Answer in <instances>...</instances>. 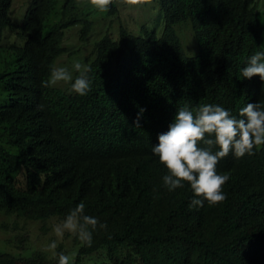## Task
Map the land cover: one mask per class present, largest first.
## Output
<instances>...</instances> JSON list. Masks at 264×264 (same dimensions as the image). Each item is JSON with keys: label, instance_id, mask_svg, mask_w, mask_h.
<instances>
[{"label": "trees", "instance_id": "16d2710c", "mask_svg": "<svg viewBox=\"0 0 264 264\" xmlns=\"http://www.w3.org/2000/svg\"><path fill=\"white\" fill-rule=\"evenodd\" d=\"M79 1L32 0L18 22L14 0H0V212L23 231L22 223L64 221L83 202V215L99 224L89 229L91 246L77 237L74 248H59L71 264H264V146L221 159L226 199L203 207L190 206L189 185L164 186L167 170L152 154L180 107L216 104L237 115L247 103L264 105V82L241 76L248 58L264 52L258 0H160L161 35L121 25L117 37L96 42L78 74L91 81L84 96L42 87L68 51L67 31L81 25L83 41L93 32ZM119 1L108 15L119 13ZM184 22L192 23L196 56L178 34ZM0 264H58V257L3 252Z\"/></svg>", "mask_w": 264, "mask_h": 264}, {"label": "clouds", "instance_id": "9594fccd", "mask_svg": "<svg viewBox=\"0 0 264 264\" xmlns=\"http://www.w3.org/2000/svg\"><path fill=\"white\" fill-rule=\"evenodd\" d=\"M123 2L138 5L141 0ZM112 3L113 0H89V4L99 11H107ZM73 67L77 72L81 69L79 63ZM241 76L243 79L258 76L264 82V52L258 51L248 58L246 66L241 69ZM59 82H72V91L80 96L91 90V81L86 72L76 76L73 82V76L66 68L53 69L49 79L42 81V87ZM143 111L141 109L140 113ZM139 118L138 114L133 122L135 127H139ZM157 139L158 143L152 146V154L167 170L163 177L164 186L174 191L185 184L189 185L194 194L191 207H203L205 202L209 205L220 204L226 199L223 186L230 177L218 173L217 165L230 153L242 158L254 155V149L264 146V105L260 102L247 103L237 115L216 104L200 105L195 110L185 105L176 109L168 130L158 134ZM84 209L85 204L81 202L71 210L64 221L54 227L56 236L62 238L67 231L91 246V230H95L99 221L83 215ZM99 226L106 227L103 224ZM56 247V243L52 242L49 250ZM58 264H71L70 257L60 253Z\"/></svg>", "mask_w": 264, "mask_h": 264}, {"label": "rangeland", "instance_id": "374dc122", "mask_svg": "<svg viewBox=\"0 0 264 264\" xmlns=\"http://www.w3.org/2000/svg\"><path fill=\"white\" fill-rule=\"evenodd\" d=\"M32 0H14L12 7L13 18L21 22L26 14ZM63 2L64 0H60ZM79 11L84 17H89L94 21V29L88 40L83 41L81 35V25L72 27L67 31L65 46L67 52L60 57L56 64V68H66L75 77L86 69L92 57L95 54V44L105 34L111 33L117 37L121 25L137 35H144L145 30L156 31L161 35L165 26V14L161 6L160 0H141L138 5H127L123 0L119 1V13L116 15H108V11H99L89 4V0H80L78 3ZM258 9L264 10V0H258ZM191 22L178 24L177 31L181 37L184 47L189 56L199 54V45L196 39ZM11 40L18 37L14 33L10 34ZM79 63L81 69L77 72L73 65ZM72 82H59L56 86L71 89ZM72 90V89H71ZM63 221L53 219L46 223L28 222L22 223L25 230L14 229V217H10L0 212V253L10 252L16 255L30 254L35 251H42L51 258L59 256V248L68 250L74 248L77 236L64 232L62 238L57 237L54 227ZM3 224H9V228L2 227ZM24 232L27 239L24 243L18 240V236ZM55 242L57 247L49 250V245ZM24 245L27 250H23ZM101 257H93L92 261H99Z\"/></svg>", "mask_w": 264, "mask_h": 264}]
</instances>
